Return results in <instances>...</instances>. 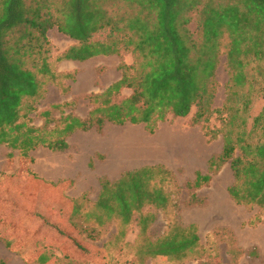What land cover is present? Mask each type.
Masks as SVG:
<instances>
[{
    "label": "trees",
    "instance_id": "16d2710c",
    "mask_svg": "<svg viewBox=\"0 0 264 264\" xmlns=\"http://www.w3.org/2000/svg\"><path fill=\"white\" fill-rule=\"evenodd\" d=\"M191 14L194 32L188 28ZM53 28L74 42L57 63L126 54L132 63L120 61V79L101 94L87 97L92 108L86 119L61 114L58 125L48 130L49 111L43 113V127L33 125L29 116L36 110L34 103L48 83L72 79L70 74L58 75L50 62L47 35ZM223 38L228 40L226 98L215 109ZM123 90L130 95L118 99ZM257 99H264V0H0V147L17 151L23 159L40 147L64 152L69 136L92 128L100 131L106 123L144 125L153 133L156 123L186 118L194 109L195 125L220 117L216 132L222 136V151L210 160L209 170L229 164L230 198L237 205L264 210V107L252 117ZM157 174L162 176L160 183L154 181ZM168 176L161 167L146 166L124 172L114 182L102 179L96 202L86 212L76 206L70 217L82 216L93 233L79 223L73 226L93 241L97 229L117 222L124 230L138 214L140 264L147 258L182 262L199 255L194 226L174 224L155 240L146 237L154 216L142 210L168 207L162 184ZM210 181L209 175L196 174L189 185L192 201L199 202L194 191ZM255 250L245 254L257 257ZM230 254L237 257L232 249ZM51 256L46 250L31 264L55 263ZM63 259L75 261L67 255Z\"/></svg>",
    "mask_w": 264,
    "mask_h": 264
},
{
    "label": "rangeland",
    "instance_id": "374dc122",
    "mask_svg": "<svg viewBox=\"0 0 264 264\" xmlns=\"http://www.w3.org/2000/svg\"><path fill=\"white\" fill-rule=\"evenodd\" d=\"M191 17L188 28L194 32L195 15ZM47 36L53 69L58 75H72V79H61L56 85L48 83L29 117L35 127H43V113L49 111L47 129L53 130L61 114L86 119L92 108L87 97L101 94L118 81V64L123 61L130 65L132 57L126 54L97 57L83 63H57L56 58L74 42L56 28ZM227 43L226 38L221 40L215 109H220L226 98L224 47ZM129 95V90H123L118 99ZM55 105L62 108L53 109ZM263 107L264 99H257L252 106V117ZM194 113L193 109L186 118L169 117L165 122H158L153 133L144 125L106 123L100 131L92 128L69 136V148L64 152L40 147L24 159L17 151L1 146L0 262L10 264L8 258L17 253L13 256L17 262L13 264H25L20 257L29 262L31 257L48 250L55 260L51 264H140L136 256L142 241L138 214L124 230L117 222L97 229V238L93 241L73 223L87 227L89 233H93L89 231L92 226L82 216L72 220L70 217L76 206L82 205L86 212L96 202L102 179L114 182L124 172L158 166L169 172L162 181L169 205L165 210L153 207L142 210L143 215L154 216L146 237L155 240L174 224L183 228L194 226L199 237V255L182 262L147 258L145 264H264V210L237 205L230 198L228 188L233 183V174L229 164L216 171L209 170L210 160L222 151V136L216 132L221 125L220 117L214 115L208 123L195 125ZM163 137L167 140L161 145ZM196 174L211 178L208 185L194 191L199 202L192 201L193 191L189 188ZM161 178L157 174L154 181L160 183ZM231 249L236 258L231 256ZM251 250L258 256L248 257L245 252ZM64 255L75 261H65Z\"/></svg>",
    "mask_w": 264,
    "mask_h": 264
},
{
    "label": "crops",
    "instance_id": "0c3cea01",
    "mask_svg": "<svg viewBox=\"0 0 264 264\" xmlns=\"http://www.w3.org/2000/svg\"><path fill=\"white\" fill-rule=\"evenodd\" d=\"M9 253H10V251H8ZM11 254V253H10ZM16 255H17V253H15ZM15 254L13 255V256H15ZM12 255V254H11ZM13 256H10L9 258H8V261H7V263H10V264H13V263H15V262H17V258L16 257H13ZM33 256V255H32ZM0 257H2V256H0ZM34 258V257H33ZM32 257H31V261H29L28 262V259L27 260H24L22 257H20V261L21 262H24L25 264H28V263H31L33 260ZM12 260H14V261H12ZM26 262H28V263H26Z\"/></svg>",
    "mask_w": 264,
    "mask_h": 264
},
{
    "label": "bare ground",
    "instance_id": "6f19581e",
    "mask_svg": "<svg viewBox=\"0 0 264 264\" xmlns=\"http://www.w3.org/2000/svg\"><path fill=\"white\" fill-rule=\"evenodd\" d=\"M167 140V138L165 137H163L162 139H161V141L160 142H162L161 143V145L163 144V143H165V141ZM159 145H160V143H159ZM138 148H140V146L138 147ZM160 149V148H159ZM143 150L141 149V151H139V153H141ZM146 155V154H145ZM138 158H140V157H138Z\"/></svg>",
    "mask_w": 264,
    "mask_h": 264
}]
</instances>
